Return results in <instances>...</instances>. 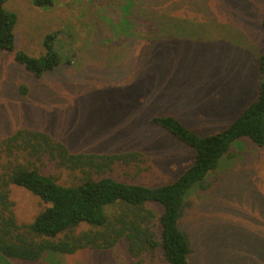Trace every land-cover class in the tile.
<instances>
[{"label":"rangeland","instance_id":"obj_1","mask_svg":"<svg viewBox=\"0 0 264 264\" xmlns=\"http://www.w3.org/2000/svg\"><path fill=\"white\" fill-rule=\"evenodd\" d=\"M6 0L16 15L15 50L59 59L34 77L0 50V138L19 128L61 141L70 152L138 151L144 161L109 176L156 187L173 182L194 150L150 119L173 116L199 136L225 128L257 94L264 51V0ZM21 86L26 92H21ZM207 190L193 188L178 227L190 241V264H264V146L236 140ZM58 183L76 178L48 164ZM12 198L19 222L45 206L21 188ZM130 264L123 241L46 264ZM6 264H45L7 260Z\"/></svg>","mask_w":264,"mask_h":264},{"label":"trees","instance_id":"obj_2","mask_svg":"<svg viewBox=\"0 0 264 264\" xmlns=\"http://www.w3.org/2000/svg\"><path fill=\"white\" fill-rule=\"evenodd\" d=\"M0 0V50L13 53L16 63L34 77L59 64L47 36L45 53L30 56L15 50L16 15ZM47 7L53 0H31ZM264 31V18L260 21ZM257 94L223 129L199 136L173 116L150 122L194 150L192 162L171 183L148 187L109 176L114 166L143 162L138 151L117 154L70 152L49 134L19 128L0 138V264L7 260L50 262L82 250L107 251L123 241L130 264H190V241L178 227L180 211L195 187L207 190V175L216 170L234 142L250 139L264 146V51L257 55ZM21 92L26 87L21 86ZM48 164L76 178L70 185L58 183L42 172ZM21 188L45 206L29 222H19L12 198ZM59 264H61L58 261Z\"/></svg>","mask_w":264,"mask_h":264}]
</instances>
